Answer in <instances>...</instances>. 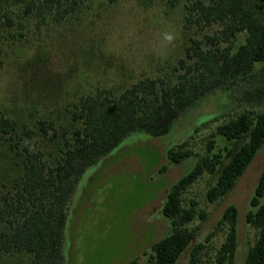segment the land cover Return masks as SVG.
<instances>
[{
    "label": "rangeland",
    "instance_id": "obj_1",
    "mask_svg": "<svg viewBox=\"0 0 264 264\" xmlns=\"http://www.w3.org/2000/svg\"><path fill=\"white\" fill-rule=\"evenodd\" d=\"M195 1L179 0L171 5L167 0H86L63 21L40 30L32 19L24 21L22 30L0 27V110L16 121L12 139L0 140V203L17 189L16 176L24 169L26 146L44 151L51 164L66 139L75 140L81 120L73 117L71 103L81 95L104 87L118 95L144 77H160L167 84L178 81L184 72L179 61L192 62L187 48L194 39L206 42L207 35L223 26L186 27L184 5ZM248 1L264 20L261 0ZM166 30L176 31L179 38L174 46L162 50ZM245 37L246 32L237 33L234 49ZM202 46L207 47L205 43ZM245 108L239 80H233L190 106L167 134L155 137L145 131L132 132L90 165L67 207V264H127L133 258L138 264H148L153 254L151 245L171 229L162 212L167 193L197 159L194 154L173 163L167 158V150L178 149L188 140L185 148L197 155L207 154L209 135L217 124ZM41 121L52 123L46 135L40 131ZM216 140L214 151L225 145L231 150L237 146L236 140L228 141L221 135ZM164 164L167 169L160 172ZM263 169L264 145L230 192L216 202L206 198L216 180L214 174L203 173L185 190L184 202L195 199L207 216L189 224L197 227L193 244L202 241L206 245L201 264H219L215 253L224 241L225 229L207 242L206 238L229 205L238 211L239 245L233 264H243L256 238L247 213L255 209L250 200ZM8 229L7 223L0 222V233ZM191 247L177 264H189ZM0 264H33V260L25 252H8L1 255Z\"/></svg>",
    "mask_w": 264,
    "mask_h": 264
},
{
    "label": "trees",
    "instance_id": "obj_2",
    "mask_svg": "<svg viewBox=\"0 0 264 264\" xmlns=\"http://www.w3.org/2000/svg\"><path fill=\"white\" fill-rule=\"evenodd\" d=\"M86 0H0V27H25L32 19L36 29L59 23L73 14ZM114 1V0H112ZM176 5L179 0H167ZM264 7V3L260 1ZM186 27L205 28L215 23L222 28L205 37L194 39L187 48L188 63L181 59L184 72L174 84L160 77H144L116 95L110 88H96L71 103L75 119L81 126L75 140L66 139L61 153L49 163L44 151L25 147L24 169L16 176L14 194L5 195L0 203V222L9 226L0 233V257L8 252H25L33 264H67L64 241L68 204L84 171L110 153L125 137L135 131L151 136L167 134L181 115L198 100L233 80L238 79L240 99L247 108L217 124L209 135L207 154L197 155L185 148L170 147L167 158L177 163L197 156L193 168L170 187L162 206L170 220V232L151 245L153 254L148 264H177L190 249L189 264H201L205 242L194 243L197 227L189 224L206 219L198 202L183 199L185 190L203 173L214 174L215 182L208 188V202H216L234 187L260 148L264 145V20L248 0H196L185 3ZM246 32L245 41L234 49L233 38ZM205 43L207 47H203ZM225 43V45H222ZM3 58L0 52V70ZM52 123L41 121L40 131L48 133ZM16 121L0 110V140L12 139ZM236 140L235 149L227 145L214 151L217 136ZM229 153L228 156L226 154ZM227 157V158H226ZM226 158V159H225ZM167 166L160 167L164 172ZM264 169L247 213V221L256 229L254 243L248 248L243 264H264ZM238 211L229 205L206 242L225 229L224 241L215 256L219 264H233L238 250ZM127 264H138L133 258Z\"/></svg>",
    "mask_w": 264,
    "mask_h": 264
},
{
    "label": "clouds",
    "instance_id": "obj_3",
    "mask_svg": "<svg viewBox=\"0 0 264 264\" xmlns=\"http://www.w3.org/2000/svg\"><path fill=\"white\" fill-rule=\"evenodd\" d=\"M162 35H163V40L165 41V43L161 45L162 50L166 49L169 45L174 46L175 42L179 38V34L174 30H166L162 33Z\"/></svg>",
    "mask_w": 264,
    "mask_h": 264
},
{
    "label": "water",
    "instance_id": "obj_4",
    "mask_svg": "<svg viewBox=\"0 0 264 264\" xmlns=\"http://www.w3.org/2000/svg\"><path fill=\"white\" fill-rule=\"evenodd\" d=\"M264 3V0H261Z\"/></svg>",
    "mask_w": 264,
    "mask_h": 264
}]
</instances>
